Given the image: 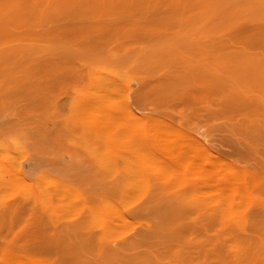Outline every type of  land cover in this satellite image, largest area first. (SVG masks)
Returning a JSON list of instances; mask_svg holds the SVG:
<instances>
[{
	"label": "rangeland",
	"instance_id": "374dc122",
	"mask_svg": "<svg viewBox=\"0 0 264 264\" xmlns=\"http://www.w3.org/2000/svg\"><path fill=\"white\" fill-rule=\"evenodd\" d=\"M146 1L74 7L57 18L53 60L30 77L0 76V251L27 245L62 264H201L200 188L185 172L218 156L263 167L264 63L217 60L231 51L220 48L229 17L220 25ZM107 64L128 73L109 97L90 74ZM108 99H127L140 122L132 111L131 123L107 124ZM172 202L182 207L167 219ZM113 242L133 245L114 252Z\"/></svg>",
	"mask_w": 264,
	"mask_h": 264
},
{
	"label": "bare ground",
	"instance_id": "6f19581e",
	"mask_svg": "<svg viewBox=\"0 0 264 264\" xmlns=\"http://www.w3.org/2000/svg\"><path fill=\"white\" fill-rule=\"evenodd\" d=\"M131 1H133L132 4L134 5L135 2L144 4L142 1L146 0H0V76L30 77L38 71L33 70L35 65H40L41 61L47 59L53 60L57 55V37L54 33L56 25L59 23V17L66 13L69 14L74 7L78 6V10L81 11L90 4L103 5L107 2L108 5H113V2H115V4L128 3V5H132ZM150 1L146 2L150 4L148 7L152 6L154 8V11L208 14V16L210 15L208 20H212V22L217 17L218 21L221 16L223 19L229 17L230 20L228 18L225 22L229 20L231 23L229 21L230 24L224 23L226 28L229 25L231 26V24L237 28L235 29L231 26L233 29L229 37L230 42L221 43L220 48L222 46L224 49L229 50L226 48L227 46L231 49V51L229 50L230 52L233 50L236 52L230 53L220 49L221 53L223 50V52L228 53V56L226 53V55L222 53L224 57L219 51L218 54L221 55H219L220 57L217 56V60L223 63L228 58L229 61L226 60L225 62L233 63L236 68L239 66L237 65L239 60L240 63L242 61L243 64L247 63L252 66L253 64H258V62L264 63V0ZM104 7L108 8L109 6ZM211 15L212 17L216 15V18L213 17V20ZM57 18L59 19L57 20ZM222 18L221 21L224 22ZM209 21L206 22L208 23ZM220 25H223V23ZM230 26L229 28H231ZM242 26L243 28L241 29ZM12 29L19 31L21 34L17 37H12L9 34ZM232 33L234 34L232 35ZM229 43L231 47L228 45ZM221 57L223 59H220ZM248 61L252 62L248 63ZM90 74L93 78L102 80L97 90L109 97L112 91L115 92V90L117 91V89L121 88L123 90L125 87L123 84L126 83L123 79L128 73L125 69L118 66L109 67V65H103L94 68ZM129 79L127 78L126 80L130 81ZM126 100H124V104L121 101L122 107L120 104L115 106L109 99L104 103L107 112V120L105 119L107 124H111L113 120L115 122L116 118L118 120L117 123H121L120 125L129 124L133 119V122L137 121L135 117L138 115L134 109L132 110L133 107ZM119 109L120 113L124 110V116L122 115L123 112L119 113L122 115L120 116L121 119H118L113 114L114 111H119ZM127 111L131 113L127 114ZM132 111L135 113L133 114ZM248 112L249 110L245 111L244 115L246 116ZM251 114L252 111L248 116L251 117ZM125 115H127V119ZM131 115L134 116L132 117L133 119ZM123 117L125 119H122ZM249 120H251L250 123L254 121L253 119ZM247 121L246 125L249 123ZM138 122H140V118L135 123ZM250 125L247 127L252 129L253 126L251 125V128ZM243 129L246 130L245 127ZM253 130L258 132L261 129L255 130L254 127ZM251 133L247 134L248 138L252 137L253 133L252 135ZM261 133L263 134V131L258 132V134ZM262 134L261 137L264 135ZM255 136H257L256 139H254ZM258 137L260 136L254 134L252 137L253 143L257 142ZM248 138H246L247 141H249ZM260 139H258V143H262L263 140ZM215 160L210 165H203L200 172H185L186 180L190 181L193 180V177L196 178L200 188L198 198L201 202L197 205V209L203 219L199 223V237L196 249L200 254L201 264H264V165L263 167L261 165L254 167L251 165L245 166V164L242 166V163H240L241 165L239 163L234 164L237 163L234 161L233 163H226L224 161H228V159L225 160L219 156ZM172 174L171 177L175 178L177 176V174ZM154 194L151 196V203L155 197ZM173 204L177 206L173 207ZM168 207H165L166 216L169 214L167 219L174 215L176 212H173L178 211L182 206L172 202L169 203ZM155 227L157 228V226ZM155 227H150V233L157 230ZM132 243L119 244L113 242L112 249L114 252L122 251L131 247ZM37 244L40 243L37 242ZM25 248H27V245L21 249L22 251H14L16 248L12 249V247L10 249L9 247L2 248V251H0V264H62L52 254L34 250L32 252V249L27 248L26 250Z\"/></svg>",
	"mask_w": 264,
	"mask_h": 264
}]
</instances>
